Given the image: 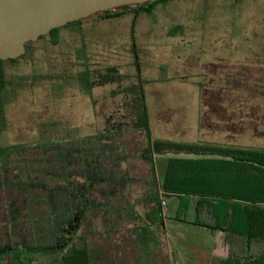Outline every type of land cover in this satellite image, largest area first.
<instances>
[{"label": "rangeland", "instance_id": "1", "mask_svg": "<svg viewBox=\"0 0 264 264\" xmlns=\"http://www.w3.org/2000/svg\"><path fill=\"white\" fill-rule=\"evenodd\" d=\"M130 17L113 23L84 25L91 69L105 76V69L114 67L122 76L118 82L94 87L92 98L74 80L65 83V80L49 79L52 75L70 77L78 71L77 63L63 68L67 56L60 54V48L65 52L69 49L67 43H71L67 30L60 32L59 46H46L50 59L44 61L45 52L40 56L37 53L36 63L21 62L15 69H9L10 76H27L30 84L18 86L16 99L6 105V122L0 126V149L24 148L19 156L15 151L2 153L10 158L0 161V245L31 242L27 224H34L32 216L35 218L42 212L40 221L47 208L50 220L57 224L67 220L63 214L68 205L76 204L67 178L43 177L36 183L41 188L27 189L29 167L42 171L57 167L52 161L41 164L44 157L35 149L36 144L55 142L54 149L47 152L48 157H55L62 150L75 153L77 148H85V138L90 140L85 142L88 148L93 147L99 135H104L100 139L114 145L116 150L127 152L116 176L125 177L127 171L131 180L125 181L122 188L119 184L118 194L110 199V210L107 198L102 199L98 192L91 193L92 201L102 205L91 209L87 216L90 224L87 231L91 233L88 244L100 258L97 264H216L214 253L223 250L221 254L227 255L224 234L175 220L178 202L174 198H168L161 206L162 232L155 229L152 236L146 235L145 227L133 232L134 215L127 212L133 209L144 217L148 165L138 158V153H132L142 146L140 135L130 132L111 136L109 131L116 122H124L129 116L127 111L134 105L130 95L136 86V71L129 52L132 42L139 58V77L152 139L181 143L223 141L264 147L261 134L264 125H255V131L260 134L245 130L250 124L247 116L264 113V86L261 87L264 85V0H178L159 5L151 15L142 13L132 28ZM175 27L181 29L173 30ZM215 62L220 65L218 74L234 79L228 86L229 93L216 90ZM37 69L39 78L32 82ZM252 78L258 80L256 84H252ZM95 82L101 81L96 78ZM52 83H56L55 87ZM199 87L208 91L201 92L202 106ZM232 101L236 106H228ZM222 103L230 108L223 110ZM219 121L225 123L221 126L225 133L217 135V125L213 124ZM229 135L234 139L226 140ZM94 136L95 140L91 138ZM74 168L75 164L69 170L73 178ZM28 178L31 182L34 175L29 172ZM76 181L83 182L80 174ZM41 193L45 206L36 202L37 210L27 209V199L37 201ZM185 213L191 220L192 204ZM113 214L115 217H111ZM111 218H115L113 234L107 231Z\"/></svg>", "mask_w": 264, "mask_h": 264}, {"label": "trees", "instance_id": "2", "mask_svg": "<svg viewBox=\"0 0 264 264\" xmlns=\"http://www.w3.org/2000/svg\"><path fill=\"white\" fill-rule=\"evenodd\" d=\"M171 1L175 0H159L142 9L127 6L96 13L54 29L35 42L25 43V54L17 59L0 61V126L6 122L5 108L16 99L18 86L30 84L27 76H10L9 69H15L21 62L36 63L37 53L40 56L45 52L44 61L50 59L49 49L47 50L46 46L49 48L59 46L62 39L60 32L67 30L70 33L71 43H67L69 49L65 52L60 48V54L67 56L63 68L67 69L71 64L77 63L78 71L70 77L52 75L49 79L63 82L65 80V83L66 80H74L84 93L92 98L91 92L94 87L117 81L122 76L116 73L114 67H107L105 76L91 69L88 64V44L84 25L101 21L113 23L132 15L130 17L132 28L138 20V16L135 15L139 13L151 15L156 7L167 5ZM180 29L175 27L173 30ZM46 39L48 41H45ZM41 47H43L42 50ZM129 48L136 71L134 75L136 86L130 92L134 105L130 110L128 109L129 116L124 119V122H116L109 132L111 136H123L132 132L143 137L138 158L148 165L149 187L143 197L146 209L144 217L137 215L133 209L127 212L128 215H134L133 232L142 230V227L146 228V235L152 236L155 229L162 232L160 222L164 218L162 202L165 205L168 198H174L178 202L175 220L225 235L223 241L226 243L227 255L221 254L224 253L223 250L214 253L212 256L216 264H264V147L240 146L223 141L221 143H181L152 139L139 77V58L134 43L131 42ZM37 73H39L38 69L32 77V82L39 78ZM96 78L101 82L96 83ZM55 85L56 83L53 87ZM57 86L61 87L60 84ZM262 113L247 116L250 124L245 126V130L251 132L253 130L260 134L255 131V125H264V113ZM223 124H225L223 121L213 124L217 125L215 134L218 135L224 131L221 127ZM261 134L264 136V133ZM110 135H107L108 138ZM99 137L104 138V135ZM91 138L95 140L96 137ZM100 138L94 141L95 147L88 148V143L85 142L90 140L85 138L86 140L83 141V144L87 145L85 148L81 146L74 150L75 153H64L62 150L56 153L55 157H48L50 153H47L48 150L54 149L55 142L36 144L35 149L44 157L41 164L52 161L57 163V167H52L49 171L29 167L27 171L31 172L34 178L30 182L29 172H27V189L39 188L40 186L36 183L41 182L43 177L67 178V186L73 190L76 204L68 205L67 211L63 214L67 220L57 224L50 220L47 208H45L46 214L40 221L38 217L42 216V212L38 214L36 211L37 217L34 218L31 211H27L29 212L27 215L30 214L34 221L33 225L27 224V236L30 235L32 241L0 245V264H97L100 258L88 244L91 233L87 231L90 228L87 216L91 209L95 210L102 205L92 201L91 193L98 192L102 199L107 198L106 204L109 205L110 210V199L118 194L119 184L122 188L126 185L125 181L131 180L127 171L125 177L116 176L120 162L125 161L128 156L127 152L120 153L123 150H116L114 145ZM225 139L229 141L234 137L229 135ZM104 141L106 143H103ZM13 151L19 156L22 154L19 152L24 151V148L13 146L0 149V161L10 158L9 155L3 157L2 153ZM68 151L71 150L68 149ZM74 164L76 168H74L73 178L69 170ZM79 174L83 179L80 183L76 181ZM75 184L79 186L75 187ZM42 198L43 193L40 194L39 201H33L29 197L27 209L33 207L32 209L37 210L36 202L43 204ZM58 203H60L59 199ZM191 204L193 217L188 220L185 211ZM115 213L117 214V211ZM114 219L109 220L111 225L107 231L111 234L116 232ZM232 242L233 245H230Z\"/></svg>", "mask_w": 264, "mask_h": 264}, {"label": "water", "instance_id": "3", "mask_svg": "<svg viewBox=\"0 0 264 264\" xmlns=\"http://www.w3.org/2000/svg\"><path fill=\"white\" fill-rule=\"evenodd\" d=\"M159 0H0V61L25 54V43L96 13L144 8Z\"/></svg>", "mask_w": 264, "mask_h": 264}, {"label": "flooded vegetation", "instance_id": "4", "mask_svg": "<svg viewBox=\"0 0 264 264\" xmlns=\"http://www.w3.org/2000/svg\"><path fill=\"white\" fill-rule=\"evenodd\" d=\"M175 1H178V0H175ZM171 2H174V1H171ZM139 9V8H138ZM142 9V8H141ZM138 13H139V11H138ZM142 14V13H141ZM140 13L139 14H137V15H135V16H140L141 15ZM130 35L132 34V29H130ZM217 63L215 62V65H213V66H216V72H217V78H216V81H218V82H216V90L218 91V92H220V93H222V94H224V93H229V92H227V91H229L228 90V86L230 85V83L234 80L233 79V77H229L228 75H222V74H218V68L220 67V65H216ZM211 65V64H210ZM221 69V71L222 72H224V68H220ZM224 69V70H223ZM260 70H262V69H260ZM264 76V75H263ZM254 78H256V76H254ZM253 79V78H252ZM257 81L258 80H252V84H256L257 83ZM250 82V81H249ZM264 85H261V87H263ZM200 88V104H201V106L203 105V103H202V99H201V92H202V90H205L204 88H202V87H199ZM264 88V87H263ZM261 89V88H260ZM206 92H208L207 90H205ZM264 91V90H263ZM236 102L235 101H232L231 103H228V106H230V107H232L233 105H235L236 106V104H235ZM221 107H222V109L224 110V109H226L227 110V108H230V107H227V106H225L223 103L221 104Z\"/></svg>", "mask_w": 264, "mask_h": 264}, {"label": "crops", "instance_id": "5", "mask_svg": "<svg viewBox=\"0 0 264 264\" xmlns=\"http://www.w3.org/2000/svg\"><path fill=\"white\" fill-rule=\"evenodd\" d=\"M156 9V8H155ZM155 11V10H154ZM153 11V12H154ZM153 12H151V14H153ZM199 100H200V91H199ZM200 104V103H199ZM200 106H201V104H200ZM201 126H199V128H200ZM137 135H139V134H137ZM141 136V140H140V143H142V139H143V137H142V135H140ZM165 141H168V140H165ZM198 142H204V140H202V141H198ZM207 142V141H206ZM197 143V142H196ZM207 143H212V142H207ZM120 153H126L125 151H123V152H120ZM132 153H139V149L137 150V152H132ZM111 217H115L114 215L113 216H111Z\"/></svg>", "mask_w": 264, "mask_h": 264}, {"label": "built area", "instance_id": "6", "mask_svg": "<svg viewBox=\"0 0 264 264\" xmlns=\"http://www.w3.org/2000/svg\"><path fill=\"white\" fill-rule=\"evenodd\" d=\"M162 205H164V202H162Z\"/></svg>", "mask_w": 264, "mask_h": 264}]
</instances>
